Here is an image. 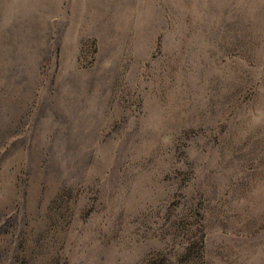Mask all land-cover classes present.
<instances>
[{
	"label": "rangeland",
	"instance_id": "rangeland-1",
	"mask_svg": "<svg viewBox=\"0 0 264 264\" xmlns=\"http://www.w3.org/2000/svg\"><path fill=\"white\" fill-rule=\"evenodd\" d=\"M0 264H264V0H0Z\"/></svg>",
	"mask_w": 264,
	"mask_h": 264
}]
</instances>
